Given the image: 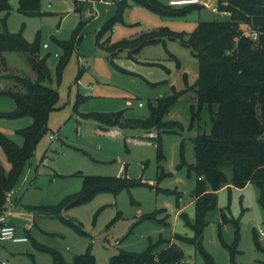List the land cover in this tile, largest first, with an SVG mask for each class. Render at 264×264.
I'll return each instance as SVG.
<instances>
[{
    "label": "rangeland",
    "instance_id": "374dc122",
    "mask_svg": "<svg viewBox=\"0 0 264 264\" xmlns=\"http://www.w3.org/2000/svg\"><path fill=\"white\" fill-rule=\"evenodd\" d=\"M19 1L9 0L7 13L0 11V34L20 35L26 43H37L36 58L44 60L49 72L50 80L46 85L59 94L56 109L49 114L47 131L23 167L18 185L22 201L54 205L63 197L78 192L84 176L126 174L127 178L141 179L148 185L133 186L117 193H97L88 201L65 210L59 217L38 215L30 210L26 212L22 205H17L12 209L11 220L18 224L28 222L33 232L38 233L37 239L54 248L68 263L72 262L74 254L90 250L95 264H109L111 257L119 251L138 254L150 245L158 251L166 245L164 240H171L180 248L183 263L206 264L191 243L179 238L193 236L191 228L186 225V221H192L195 214L191 195L196 177L188 169L194 162L191 140L203 129L206 133L210 131L205 110L200 116V128L197 131L190 128L193 94L191 89H184L186 86L190 88L197 78V61L190 49L178 40L165 39L144 46L135 56H128L135 57L137 64H130L126 50L119 52L113 62L121 68L127 67L132 72L130 74L114 68L109 54L95 46L96 32L115 14L114 5L118 0H93L91 3L78 0L80 9H75V4H79H74V0H40L41 15L33 16L18 10ZM158 1L168 5V0ZM127 3L123 22L114 24L109 42L159 29L187 35L199 21L227 18L225 13L216 11L214 0H198L197 4L208 10L193 9L186 14L172 16L157 14L130 0ZM80 18L85 21L81 40L63 70L61 82L57 84L55 67L58 57L55 54L59 47L53 38L68 39ZM44 44L47 46L43 47ZM170 55L178 60L179 65ZM16 75L29 80L36 78L32 63L24 53L0 51V86L12 87ZM182 92L184 94L170 107L166 118L178 125L174 132L161 136V162L157 158L156 144L146 138L143 130L119 129V135L111 136L102 130L99 122L82 118L73 110L76 94L80 93L87 99L79 105L80 113L124 110L125 118L144 120L149 115L150 103L155 104L162 96ZM51 134L54 135L52 139ZM261 138L264 139V131ZM43 155L44 161L40 164ZM0 156L5 167L8 166L1 148ZM36 168L38 176L32 174ZM221 212L237 222V239L233 224L221 223ZM36 214L39 217L33 216ZM147 214L154 215V218H139ZM263 220L259 189L255 184L250 183L243 188L224 187L218 191L216 208L206 215L201 246L216 264H260L264 261L261 250H264V234H260V230L264 232ZM69 222L84 233L77 231ZM254 231L260 249L254 244ZM8 245L7 251L0 250V260L8 259V263L3 260L5 264H35V256L41 255V262L45 256L52 259L49 253L43 254L35 248L32 241L5 243ZM11 249L13 252L24 250L11 258ZM47 264L55 263L49 261Z\"/></svg>",
    "mask_w": 264,
    "mask_h": 264
},
{
    "label": "trees",
    "instance_id": "16d2710c",
    "mask_svg": "<svg viewBox=\"0 0 264 264\" xmlns=\"http://www.w3.org/2000/svg\"><path fill=\"white\" fill-rule=\"evenodd\" d=\"M76 1V0H75ZM145 6L160 15H181L204 7L197 3L181 6L163 5L158 0H130ZM216 11L228 14L226 19L199 21L189 33H173L167 29L141 33L133 38L107 43L99 42L110 32L114 24L122 22L127 0L117 1L115 14L110 17L96 34L97 46L109 54L111 64L118 52L127 50L128 56H135L144 46L156 44L165 39L178 40L188 47L197 61V78L191 87L193 102L190 105V128H200L202 111H207L210 131L201 130L192 138L194 162L188 166L196 180L191 195L194 204V219L186 221L193 232L191 238L179 237L191 243L200 252L206 264H216L212 256L201 246L206 215L217 206L218 191L224 187L243 188L253 183L259 189V203L264 215V0H215ZM9 0H0V11L7 13ZM180 7L178 9H172ZM18 10L27 16L41 15L40 0H20ZM78 10V9H77ZM84 23L79 21L68 39L53 38L60 49L55 67L56 82L59 84L62 73L68 64L77 44ZM256 32L252 40L244 32ZM108 44V45H107ZM37 43H26L20 35L7 32L0 34V51H19L27 56L36 72V78L29 80L16 75L12 87L1 88L0 96H8L15 102V109L0 113L2 118H21L30 116L32 123L17 133L23 137L22 146H17L0 133V146L10 164L5 173L0 163V213H4L6 194L13 189L21 170L30 158L37 142L47 131L49 114L56 108L59 99L57 90L46 85L49 72L43 59L36 58ZM177 65L178 60L170 55ZM161 65L160 63H156ZM120 69V68H119ZM122 70V69H121ZM187 85L186 79L184 78ZM162 96L149 104V115L144 120L125 118L124 111L115 114L80 113L82 118H91L101 125L103 131L108 128L141 129L146 138L157 146V158L163 159L160 140L163 133L174 132L176 121L167 120L170 107L183 95ZM84 96L78 94L73 106H77ZM183 144H181L182 163ZM162 176V174H161ZM160 177V176H159ZM148 185L141 179H129L126 174L115 177L84 176L81 189L62 198L54 205L28 207L50 217H59L72 207L80 205L100 192L117 193L133 186ZM150 186V185H149ZM151 187V186H150ZM155 215V213H154ZM154 215H142L139 218L153 219ZM221 223H232L235 238H238V224L221 212ZM77 231L84 233L75 224L69 222ZM264 224V220H263ZM254 244L260 249L254 231ZM163 241V240H160ZM158 251L150 245L141 253L117 252L109 264H186L182 262L180 248L171 240ZM35 248L49 253L55 264H95L90 250L74 256L72 262L63 260L59 253L47 246L33 242ZM264 253V250L261 249ZM233 256V253L231 252ZM264 264V261L260 262Z\"/></svg>",
    "mask_w": 264,
    "mask_h": 264
},
{
    "label": "crops",
    "instance_id": "0c3cea01",
    "mask_svg": "<svg viewBox=\"0 0 264 264\" xmlns=\"http://www.w3.org/2000/svg\"><path fill=\"white\" fill-rule=\"evenodd\" d=\"M88 3L90 2H92L93 0H86ZM119 1V0H118ZM174 1H182V0H168V2H167V4L168 5H173V4H171L172 2H174ZM212 2H213V0H211ZM215 1V0H214ZM75 3H77V4H79V5H76ZM74 4H75V9L76 8H79V7H77V6H80V3H78V0H74ZM183 5H185V4H183ZM115 7H116V9H117V2L115 3V5H114ZM173 6H181V5H173ZM82 7V6H81ZM75 9H74V11H75ZM80 9V8H79ZM203 10H208V9H203ZM124 11H125V9H124ZM124 11H123V15H124ZM76 12V11H75ZM226 17H228V14H224ZM79 21H82L83 23H84V25H85V21L84 20H82L81 18L78 20V22ZM77 22V23H78ZM122 22H123V17H122ZM121 22V23H122ZM77 25V24H76ZM84 25H83V27H84ZM83 27H82V29H83ZM102 28V27H101ZM100 28V29H101ZM82 29H81V32H80V37H81V33H82ZM99 29V30H100ZM98 30V31H99ZM97 31V32H98ZM97 32H96V34H97ZM111 32V31H110ZM110 32H107V33H105L102 37H101V39H100V43L101 42H103V41H105V40H107L108 39V41H107V43H109V34H110ZM128 38H133V37H128ZM124 39H127V38H124ZM81 40V39H80ZM110 43H112V42H110ZM78 45H79V43L77 44V46H76V48H75V51L73 52V53H75L76 51H77V47H78ZM95 46L97 47V48H99L98 46H97V42H96V40H95ZM100 50H102L101 48H99ZM102 51H105V50H102ZM127 51V50H126ZM106 52V51H105ZM122 52V51H121ZM107 53V52H106ZM119 53V52H118ZM118 53H117V55H118ZM60 54V49H59V52L57 53V54H55L56 55V57H58V55ZM116 55V56H117ZM127 57H128V53H127ZM114 59V58H113ZM128 59H130V64H137L138 63V60L134 57V58H129L128 57ZM113 61V60H112ZM118 68H116L117 70H119V68H120V70L121 71H125V72H128V73H130V74H132V72H130V70H127L128 68L126 67V69L125 68H121L120 66H118L115 62H113ZM146 64H150V65H158V64H156V63H146ZM162 65V64H161ZM161 65H158V66H161ZM67 66V65H66ZM113 66V65H112ZM114 67V66H113ZM115 68V67H114ZM65 69V68H64ZM183 76H184V78H185V74H183ZM79 77V76H78ZM78 77L76 78V81H77V79H78ZM195 82V81H194ZM193 82V83H194ZM5 87V86H4ZM0 88H2V86H0ZM91 91H93V89H91ZM78 94H80V93H77L76 94V97H75V102H76V100H77V96H78ZM80 95H82V94H80ZM82 96H84V99H82V101H81V103H85L86 101H87V99H86V96L85 95H82ZM59 100V99H58ZM75 102H74V104H75ZM58 103V102H57ZM80 103V104H81ZM79 104V105H80ZM79 105L77 106V112H75L74 111V113H76V114H80V112H79V109H78V107H79ZM56 106H57V104H56ZM15 109V102L13 101V99L12 98H10V97H8V96H0V113H8V112H11V111H13ZM56 109V108H55ZM73 110H74V108H73ZM103 111H106L105 109H103ZM102 110H100V111H95V112H91V113H100V114H115V113H117V112H119V111H117V112H103ZM121 111H124V110H121ZM124 116V115H123ZM49 118V117H48ZM32 123V118L30 117V116H25V117H21V118H14V119H10V118H2V117H0V133L1 134H3L8 140H10L11 142H13L15 145H17V146H22V144H23V137L21 136V135H19L18 133H17V131L18 130H21V129H24V128H26V127H28L30 124ZM105 133H108V134H110L111 136H115V135H119L120 134V132H119V128H117V127H112V128H108V130L107 131H104ZM53 134V133H52ZM51 134V135H52ZM14 135H16V136H19L20 137V139L19 138H15V136ZM51 135H50V138H51ZM52 139V138H51ZM39 142V141H38ZM38 142H37V144H38ZM36 144V145H37ZM0 148H1V146H0ZM35 148H36V146H35ZM1 150H2V148H1ZM34 151H35V149L33 150V152H32V154H31V156H30V158L32 157V155H33V153H34ZM2 152H3V150H2ZM3 155H4V153H3ZM4 158L6 159V157H5V155H4ZM29 158V159H30ZM29 159L27 160V161H29ZM44 159V155L42 156V158H40V160H39V163L40 164H43L42 162L44 161L43 160ZM7 161V160H6ZM0 163H1V165H2V167H3V170H4V172L5 173H7L9 170H10V164L8 163V161H7V163H8V166H6L5 167V165H4V163H3V160L1 159V156H0ZM25 165V164H24ZM24 167V166H23ZM22 170H23V168H22ZM22 170H21V173H22ZM21 173H20V175H19V177H18V179H17V181H16V184L14 185V187H13V189H11L8 193V196H7V194H6V202H5V209H4V214H5V216H6V220H7V222H9V224H11V225H13L14 227H15V229H16V233L17 234H19V235H21V236H25V237H27V239H28V241L27 242H19V243H28L29 241H32V244H33V242H36V243H38V244H41V245H44V244H42L41 243V241L40 240H38L37 239V234L38 233H36L35 231L33 232V230H32V228L30 227V225H29V223L28 222H26V221H24V222H22V224H18V223H16V222H14V221H12L11 220V214H12V209L13 208H17L18 206H20V205H22L23 207H24V210L26 211V212H29L28 210H30L31 212H36L35 210H31V209H29L28 207H34V206H40V205H52V204H37L36 203V201H22V198H21V195L19 196V193H18V185L20 184V180H21ZM33 175L35 174V176H38L39 175V173H37V168L34 170V173H32ZM25 178V177H24ZM24 180V179H23ZM64 198V197H63ZM192 201V200H191ZM193 202V201H192ZM18 205V206H17ZM26 208V209H25ZM38 213V212H37ZM34 214V213H33ZM40 213H38V215H39ZM34 217H36L37 216V214L36 215H33ZM37 217H39V216H37ZM33 225H36L35 223L33 224ZM36 228H38V227H36ZM31 230H32V233H31ZM35 230V229H34ZM40 230V229H39ZM40 232H42L41 230H40ZM40 241V242H39ZM5 243H11V244H15V242H12V241H4V242H0V250L2 251L3 249H6V247H8L9 248V245L8 246H5ZM33 246H34V244H33ZM44 246H46V245H44ZM35 247V246H34ZM47 247H49V246H47ZM49 248H52V247H49ZM164 248V247H163ZM52 249H54V248H52ZM24 249H22V250H15V252H13V250L11 249V258L15 255V254H17L19 251H23ZM55 250V249H54ZM6 251H7V249H6ZM38 251V250H37ZM40 251V250H39ZM78 251H80V250H78ZM41 253H43V251H40ZM44 254V253H43ZM74 255H76V254H74ZM73 255V256H74ZM46 257V256H45ZM44 257V260H43V262H41V259H42V255L41 256H39V257H36L35 256V258H36V261H37V263H35V264H47V263H49V261L50 262H52L53 261V258L52 259H50V258H45ZM3 260H6V262L8 263V259H2V261ZM5 264V263H4Z\"/></svg>",
    "mask_w": 264,
    "mask_h": 264
},
{
    "label": "built area",
    "instance_id": "2783aa9c",
    "mask_svg": "<svg viewBox=\"0 0 264 264\" xmlns=\"http://www.w3.org/2000/svg\"><path fill=\"white\" fill-rule=\"evenodd\" d=\"M180 2V3H179ZM198 0H182V1H174L171 4L173 5H183V4H190V3H197ZM245 36L250 37L252 40H255L257 37L256 32L246 30L244 32ZM47 45L44 44L43 47H46ZM139 106H141V103H139ZM51 138H54V135H51ZM9 193H7L8 196ZM260 234L263 235L264 232L260 230ZM4 241H12L15 243L19 242H27L28 239L25 236H21L16 233V229L13 225L9 224L6 220V216L4 213H0V242ZM1 263H5L4 261L0 260Z\"/></svg>",
    "mask_w": 264,
    "mask_h": 264
},
{
    "label": "bare ground",
    "instance_id": "6f19581e",
    "mask_svg": "<svg viewBox=\"0 0 264 264\" xmlns=\"http://www.w3.org/2000/svg\"><path fill=\"white\" fill-rule=\"evenodd\" d=\"M180 3V2H179Z\"/></svg>",
    "mask_w": 264,
    "mask_h": 264
}]
</instances>
